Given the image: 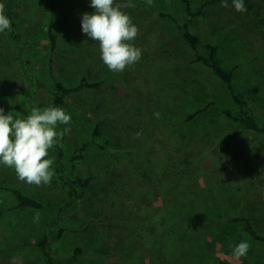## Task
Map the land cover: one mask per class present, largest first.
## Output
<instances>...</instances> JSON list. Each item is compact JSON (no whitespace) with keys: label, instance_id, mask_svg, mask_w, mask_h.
Returning a JSON list of instances; mask_svg holds the SVG:
<instances>
[{"label":"rangeland","instance_id":"1","mask_svg":"<svg viewBox=\"0 0 264 264\" xmlns=\"http://www.w3.org/2000/svg\"><path fill=\"white\" fill-rule=\"evenodd\" d=\"M189 1L191 15L180 0H132L123 11L138 28L131 43L142 55L116 73L100 59L99 43L82 33L81 14L94 11L89 0H0L11 21L0 34L6 114L25 118L33 107L52 105L54 79L66 87L83 78L98 83L59 106L71 123L59 126L69 131L49 152L54 161L56 148L62 150L50 184L22 182L0 166V185L42 206L17 207L15 195L0 189V264H49L39 246L44 239L62 261L79 247L75 264H264V243L241 223L226 222L248 211L264 233V135L227 117L224 109L238 111L228 85L191 62L216 45L234 93L264 124V0H245V12L231 0L228 7ZM183 25L199 38L196 50L183 38ZM91 139L72 172L71 155ZM76 175L90 180L81 198L73 192ZM131 226L141 240L135 233L139 241L132 239ZM242 240L251 247L237 259L229 245Z\"/></svg>","mask_w":264,"mask_h":264},{"label":"clouds","instance_id":"2","mask_svg":"<svg viewBox=\"0 0 264 264\" xmlns=\"http://www.w3.org/2000/svg\"><path fill=\"white\" fill-rule=\"evenodd\" d=\"M151 3V0H148ZM93 12L81 14V30L92 41L99 43V54L103 64L112 72H122L141 58V49L132 41L138 35V28L132 22L125 8L133 7L132 0L118 3L117 0H89ZM237 12H245V0H231ZM222 7H228V0H221ZM11 21L0 3V34L10 31ZM0 107V166L13 169L17 178L25 183L40 186L50 184L54 161L50 150L68 133L71 114L66 109L49 105L33 107L25 118L14 117ZM39 216L34 218L38 221ZM232 255L247 256L251 245L242 240L229 245Z\"/></svg>","mask_w":264,"mask_h":264},{"label":"trees","instance_id":"3","mask_svg":"<svg viewBox=\"0 0 264 264\" xmlns=\"http://www.w3.org/2000/svg\"><path fill=\"white\" fill-rule=\"evenodd\" d=\"M180 1L184 7V11L188 15H191L192 11H191V6H190V1L189 0H180ZM182 29H183V38L193 50H196L197 45L199 43V38L196 35L190 33L186 25H183ZM47 34L49 38V64H50L49 70L52 76L55 77L53 73L52 61H53V53L56 49V35L54 34L51 26H49ZM216 51H217L216 45L208 44V51H207L206 56L194 54V59L191 62L203 63L204 65H207L218 78L223 80L228 85L231 91L230 93L232 95V98L234 99L235 103L238 106V111L237 113H233L229 109H224V113L227 115V117L238 122L240 126L245 130H250L255 133H260L264 135V124L260 123L257 120V118L248 111L246 102L243 101L237 94L234 93L231 87L232 72L226 71L222 66H220V64H218L215 58ZM97 85L98 83L96 82L89 83L85 81V78H83L79 84L73 87H66L62 81L54 79V91L52 95V105L62 106L65 104L66 99L73 93H77L85 87L94 88ZM6 95L7 94L4 92L0 93V99L5 97ZM209 106L210 104L209 105L207 104L206 106L189 113L187 116V121L195 118L198 114L208 109ZM92 143H94L92 139L89 140L88 142H84L80 146H78L76 150L73 152V154L70 157V164H71L70 168L72 172L76 169L77 161L83 157V152L87 149L89 144H92ZM61 158H62V150L60 147H57L55 150V154H54V166L57 170H59ZM89 181H90L89 179H82L81 177L77 175L73 178V185H74L73 192L76 194L77 198L82 197L83 193L85 192L86 188L89 185ZM0 189L10 190L15 195V197L18 200L17 207H31V208H41L42 207L41 203L37 199L31 196L25 195L18 188H12V187L10 188L4 185H0ZM156 208L159 209V206L158 207L156 206ZM247 212L248 211H244V212L237 213V214H230L228 215L226 222L241 223L243 225L244 232L247 233L249 237L264 243V233L257 230L255 225L253 224L251 216ZM142 220L143 219H141L140 223L142 222ZM139 231L136 230V233H135V231L133 230V226H131V229L129 230V234L134 241H139V239L141 240L139 236ZM134 233L136 234V237H138L139 239L134 238L135 237ZM39 246L41 247V250L43 254L45 255L49 264H75V262L77 261L78 255L81 252V249L77 247L75 248L71 257H69L66 261H62L52 256L45 239L40 241ZM219 264H231V263L227 261H219Z\"/></svg>","mask_w":264,"mask_h":264}]
</instances>
